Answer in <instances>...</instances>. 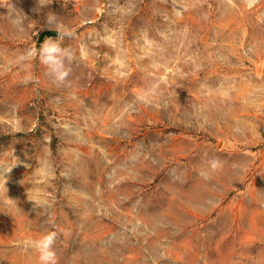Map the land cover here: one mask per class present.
Listing matches in <instances>:
<instances>
[{
	"label": "rangeland",
	"instance_id": "rangeland-1",
	"mask_svg": "<svg viewBox=\"0 0 264 264\" xmlns=\"http://www.w3.org/2000/svg\"><path fill=\"white\" fill-rule=\"evenodd\" d=\"M49 15L68 86L25 58ZM51 231L58 264H264V0H0V264Z\"/></svg>",
	"mask_w": 264,
	"mask_h": 264
},
{
	"label": "clouds",
	"instance_id": "clouds-1",
	"mask_svg": "<svg viewBox=\"0 0 264 264\" xmlns=\"http://www.w3.org/2000/svg\"><path fill=\"white\" fill-rule=\"evenodd\" d=\"M48 24L55 25L51 30L58 33V38H46L38 49L35 47L29 49L25 58H38L40 63L45 66L47 75H49L54 82L68 86V84H70L68 77L71 74V68L67 65L71 64L73 61L74 53L70 49L62 47V43L65 38H72L74 33L62 24H58L54 15H49ZM32 79L33 77L28 76L25 78L24 82L28 83ZM211 167L215 170L221 167V164L218 160H213L211 162ZM56 238L57 232L51 231L42 235L40 239L26 240L24 244L26 247L33 248L39 253V264H58L57 254L53 248Z\"/></svg>",
	"mask_w": 264,
	"mask_h": 264
},
{
	"label": "water",
	"instance_id": "water-1",
	"mask_svg": "<svg viewBox=\"0 0 264 264\" xmlns=\"http://www.w3.org/2000/svg\"><path fill=\"white\" fill-rule=\"evenodd\" d=\"M45 33L51 34V33H57L56 31H47Z\"/></svg>",
	"mask_w": 264,
	"mask_h": 264
}]
</instances>
